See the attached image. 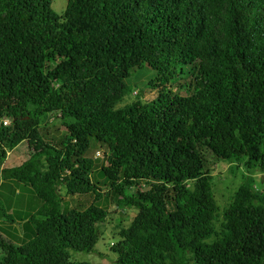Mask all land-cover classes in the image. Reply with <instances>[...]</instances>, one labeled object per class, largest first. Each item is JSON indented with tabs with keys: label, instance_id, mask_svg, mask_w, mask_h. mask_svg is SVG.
<instances>
[{
	"label": "trees",
	"instance_id": "obj_1",
	"mask_svg": "<svg viewBox=\"0 0 264 264\" xmlns=\"http://www.w3.org/2000/svg\"><path fill=\"white\" fill-rule=\"evenodd\" d=\"M52 4L0 0V184L41 200L0 236V264H95L71 250L95 248L104 194L136 210L114 264H264V0ZM23 140L34 152L3 167ZM204 150L241 175L222 209Z\"/></svg>",
	"mask_w": 264,
	"mask_h": 264
},
{
	"label": "rangeland",
	"instance_id": "obj_2",
	"mask_svg": "<svg viewBox=\"0 0 264 264\" xmlns=\"http://www.w3.org/2000/svg\"><path fill=\"white\" fill-rule=\"evenodd\" d=\"M66 3L67 0H53L52 6L56 11L61 12L65 9ZM149 90L150 89L148 88L145 89V95L149 94ZM135 93L136 90L133 94ZM45 128L43 129V133L45 134L47 140L51 139V137L58 139V137H61V135H65L66 133V128L61 125L59 119L50 122L49 126ZM29 147H31L32 151L35 150L34 146L30 145ZM103 151L104 149L100 145H96L95 147L90 148L87 151V154L91 157H102ZM204 155L207 159L206 169L210 170L213 176L214 192L218 204L222 209L229 201L231 194L241 182V175L239 171L237 174H234L230 168L231 164L216 157L210 150H204ZM258 176L260 177L261 175L259 174ZM20 186H22V189L25 188L24 184H20ZM100 186L104 190V193L108 192V185L104 181L100 184ZM14 189L15 186L12 185V194ZM107 195L104 194L100 203L109 209V214L107 219L100 225L101 235L95 245V248L91 252L71 250V257L73 260H85L95 264H114L118 254L114 252L111 247L112 242L116 240L120 228L130 224L136 210L133 208H128L126 210L118 208L116 198L114 196L107 197ZM0 197L2 204H4L5 207H8V204L14 200L13 195H9L8 193L4 194L2 192ZM64 197L65 200L69 202L68 206L80 208L88 206L94 199V195L92 193L78 194L74 196L65 194ZM21 200L23 201L24 199ZM37 202L41 203V200H37ZM8 224H12V222L4 215L2 216V210L0 209V226ZM11 232H13V234H19L21 232V226L17 224L16 226H12ZM4 234L0 230V236H3ZM14 242L18 244L20 241L18 242L17 240H14ZM1 258L2 253L0 250V260Z\"/></svg>",
	"mask_w": 264,
	"mask_h": 264
},
{
	"label": "crops",
	"instance_id": "obj_3",
	"mask_svg": "<svg viewBox=\"0 0 264 264\" xmlns=\"http://www.w3.org/2000/svg\"><path fill=\"white\" fill-rule=\"evenodd\" d=\"M29 146L30 145L27 140L21 141L17 146L8 152L7 158L3 163V167L9 168L17 166L22 164L25 159L27 160L34 152ZM20 184L21 183H17L14 180H3L0 184V194L3 192L4 194L8 193L9 195H13L14 200L8 204V207H6L8 213H14L15 215V219L11 221V228L17 224L21 226V231H23L24 223L27 222L29 214L33 213L39 207L40 203L37 202L39 199H37L29 185L24 184L25 188L22 189ZM12 185L15 186L13 194ZM21 199L24 200L22 201ZM19 217L22 218L20 219ZM9 226L10 224L0 226V230L3 234L5 233V229L7 230Z\"/></svg>",
	"mask_w": 264,
	"mask_h": 264
},
{
	"label": "built area",
	"instance_id": "obj_4",
	"mask_svg": "<svg viewBox=\"0 0 264 264\" xmlns=\"http://www.w3.org/2000/svg\"><path fill=\"white\" fill-rule=\"evenodd\" d=\"M10 119L8 117L3 118V124H9Z\"/></svg>",
	"mask_w": 264,
	"mask_h": 264
},
{
	"label": "clouds",
	"instance_id": "obj_5",
	"mask_svg": "<svg viewBox=\"0 0 264 264\" xmlns=\"http://www.w3.org/2000/svg\"><path fill=\"white\" fill-rule=\"evenodd\" d=\"M5 118V117H4ZM9 118V117H8ZM2 122H3V119H2ZM10 123V122H9ZM7 125V124H6Z\"/></svg>",
	"mask_w": 264,
	"mask_h": 264
}]
</instances>
